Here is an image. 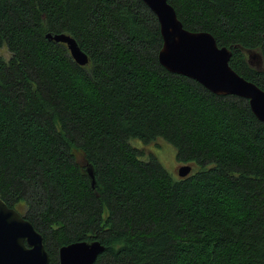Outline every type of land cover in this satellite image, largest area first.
Listing matches in <instances>:
<instances>
[{"label":"trees","instance_id":"obj_1","mask_svg":"<svg viewBox=\"0 0 264 264\" xmlns=\"http://www.w3.org/2000/svg\"><path fill=\"white\" fill-rule=\"evenodd\" d=\"M168 3L264 90V0ZM162 46L143 0H0V198L50 264L85 241L105 247L94 264H264V123L249 101L166 70ZM160 141L190 175L163 166Z\"/></svg>","mask_w":264,"mask_h":264},{"label":"water","instance_id":"obj_2","mask_svg":"<svg viewBox=\"0 0 264 264\" xmlns=\"http://www.w3.org/2000/svg\"><path fill=\"white\" fill-rule=\"evenodd\" d=\"M156 15L163 46L160 64L169 72L201 84L218 96H236L249 101L256 118L264 123V90L238 75L230 66L232 52L218 46L212 35L191 32L184 28L168 0H143ZM48 40L67 46L71 57L81 66L89 63V56L77 41L66 34L47 35ZM250 53L251 63L260 57ZM256 54V55H255ZM260 65V62H257ZM191 166L179 169L186 178ZM105 251L98 241L77 242L59 251V264H94ZM0 264H50L44 236L17 210L0 198Z\"/></svg>","mask_w":264,"mask_h":264},{"label":"rangeland","instance_id":"obj_3","mask_svg":"<svg viewBox=\"0 0 264 264\" xmlns=\"http://www.w3.org/2000/svg\"><path fill=\"white\" fill-rule=\"evenodd\" d=\"M4 55L8 57V52L6 50H4ZM257 62L258 60L254 59V62L250 64L257 67ZM152 151L156 153L163 166L166 167L172 174L178 175V171L181 167L188 166L178 163L175 149L162 141L154 144Z\"/></svg>","mask_w":264,"mask_h":264},{"label":"bare ground","instance_id":"obj_4","mask_svg":"<svg viewBox=\"0 0 264 264\" xmlns=\"http://www.w3.org/2000/svg\"><path fill=\"white\" fill-rule=\"evenodd\" d=\"M188 166H189V165H188ZM183 167H184V166H183ZM191 167H192V166H191ZM192 170H193V168H192ZM178 172H179V171H178ZM191 173H192V171H191ZM191 173H190V174H191ZM190 174H189V175H190ZM85 242H86V241H85ZM88 243H89V242H88Z\"/></svg>","mask_w":264,"mask_h":264}]
</instances>
